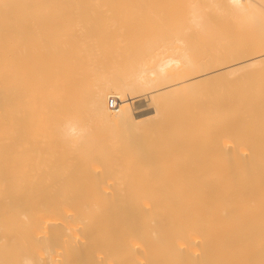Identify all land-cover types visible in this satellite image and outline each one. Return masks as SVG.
Instances as JSON below:
<instances>
[{
    "label": "bare ground",
    "instance_id": "6f19581e",
    "mask_svg": "<svg viewBox=\"0 0 264 264\" xmlns=\"http://www.w3.org/2000/svg\"><path fill=\"white\" fill-rule=\"evenodd\" d=\"M26 262L264 264V0H0V264Z\"/></svg>",
    "mask_w": 264,
    "mask_h": 264
},
{
    "label": "clouds",
    "instance_id": "9594fccd",
    "mask_svg": "<svg viewBox=\"0 0 264 264\" xmlns=\"http://www.w3.org/2000/svg\"><path fill=\"white\" fill-rule=\"evenodd\" d=\"M115 101L111 104L114 105ZM64 137L72 144L79 143L87 135L88 129L79 121L69 119L66 120L62 129ZM28 264V262H26Z\"/></svg>",
    "mask_w": 264,
    "mask_h": 264
},
{
    "label": "rangeland",
    "instance_id": "374dc122",
    "mask_svg": "<svg viewBox=\"0 0 264 264\" xmlns=\"http://www.w3.org/2000/svg\"><path fill=\"white\" fill-rule=\"evenodd\" d=\"M129 67H130V66L128 65V67H127L126 69H129ZM112 97H113V96H109L108 99H107V102L109 103L108 106H109L110 109H114V108L116 107V106H115V107H112L111 104H110V99H111ZM117 100H118V99H117ZM136 105H137V103H136ZM137 108H140V107H137Z\"/></svg>",
    "mask_w": 264,
    "mask_h": 264
},
{
    "label": "built area",
    "instance_id": "2783aa9c",
    "mask_svg": "<svg viewBox=\"0 0 264 264\" xmlns=\"http://www.w3.org/2000/svg\"><path fill=\"white\" fill-rule=\"evenodd\" d=\"M112 101H114V100H112ZM112 101H111V102H112ZM110 104H111V103H110ZM115 105H116V102L114 103V105L111 104V106H115Z\"/></svg>",
    "mask_w": 264,
    "mask_h": 264
}]
</instances>
